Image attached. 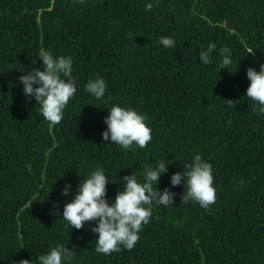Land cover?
<instances>
[{
  "label": "trees",
  "instance_id": "obj_1",
  "mask_svg": "<svg viewBox=\"0 0 264 264\" xmlns=\"http://www.w3.org/2000/svg\"><path fill=\"white\" fill-rule=\"evenodd\" d=\"M211 43L206 65L199 52ZM223 47L232 63L221 69ZM41 48L73 60L77 92L56 125L19 80L44 70ZM261 65L264 0H0V264H38L58 244L75 249L62 264H264V113L246 96L247 70ZM96 78L107 85L102 99L86 91ZM116 104L147 117V147L103 140ZM197 154L213 167L217 199L207 209L182 203L183 182L171 184ZM161 161L168 171L154 188L177 195L153 202L132 250L97 253V224L77 230L63 219L97 168L111 203L124 176L142 181Z\"/></svg>",
  "mask_w": 264,
  "mask_h": 264
},
{
  "label": "clouds",
  "instance_id": "obj_2",
  "mask_svg": "<svg viewBox=\"0 0 264 264\" xmlns=\"http://www.w3.org/2000/svg\"><path fill=\"white\" fill-rule=\"evenodd\" d=\"M81 4L85 0H79ZM158 6L153 3L146 4V11ZM159 43L165 48L175 47L171 37L161 36ZM216 45L211 43L207 49H200L199 58L203 64L211 63V53ZM222 57L221 69L231 65V51L227 47L220 49ZM39 59L43 61L44 70L32 68L26 75L19 77L24 85V93L29 98H35L41 106L40 112L51 125L59 124L64 115V109L70 99L77 92V81L72 76L73 60L71 56L54 57L51 51L43 48L39 51ZM36 63V61H32ZM247 77L250 86L246 96L257 102L254 111L264 113V65L257 71L248 68ZM34 85H39L34 87ZM86 91L97 99H102L106 93V82L103 78L90 79L86 84ZM230 106H235L233 100H225ZM147 117L131 107L125 108L116 104L110 108V114L105 117L107 130L103 132V140L109 139L125 150H131L135 143L140 148L147 147L152 139V130L146 124ZM31 170V165H28ZM186 171L177 172L171 177L172 186L184 184L185 192L182 203L195 201L202 208L207 209L217 199V190L214 185L213 167L201 155L193 157L192 162L185 165ZM168 171V165L163 161L155 168H147L143 180L138 181L136 175L124 176V189L117 192L115 200L106 199L109 179L103 168H97L90 176L82 180L78 192L71 202L63 209V219L77 230L83 229L85 223L95 222L97 226L92 230L98 233L95 251L110 255L119 252L121 245L132 250L138 240L143 225L150 222L152 205L155 201L159 205H172L177 195L169 188L163 192L154 188L158 185L162 174ZM243 183V181H241ZM71 186L65 185L62 195L69 194ZM57 209V214H58ZM75 249H69L62 244L52 247L47 254L38 257V264H62L70 261ZM15 264H33L32 260L21 259Z\"/></svg>",
  "mask_w": 264,
  "mask_h": 264
}]
</instances>
